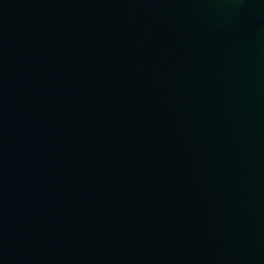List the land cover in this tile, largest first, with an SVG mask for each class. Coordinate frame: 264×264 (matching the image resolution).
I'll list each match as a JSON object with an SVG mask.
<instances>
[{
    "label": "water",
    "instance_id": "obj_1",
    "mask_svg": "<svg viewBox=\"0 0 264 264\" xmlns=\"http://www.w3.org/2000/svg\"><path fill=\"white\" fill-rule=\"evenodd\" d=\"M0 264H264V0H0Z\"/></svg>",
    "mask_w": 264,
    "mask_h": 264
}]
</instances>
